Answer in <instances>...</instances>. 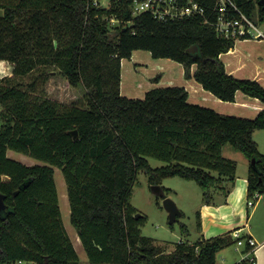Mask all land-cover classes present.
I'll list each match as a JSON object with an SVG mask.
<instances>
[{
	"label": "trees",
	"instance_id": "1",
	"mask_svg": "<svg viewBox=\"0 0 264 264\" xmlns=\"http://www.w3.org/2000/svg\"><path fill=\"white\" fill-rule=\"evenodd\" d=\"M201 2L211 25L200 17H134L129 0L109 9L89 0H0V60L11 67L0 75V192L8 206L0 212V264H82L64 226L57 168L88 264H217V254L231 245L227 237L182 242L170 255L144 237L145 219L129 204L133 185L140 172L152 186L180 177L195 182L212 205L236 182L237 162L222 155L230 145L251 162L249 199L264 195V155L253 138L264 131V112L255 119L222 115L191 103L182 86L157 87L143 99L121 94L122 61L145 51L181 65L186 79L223 102L234 103L242 92L264 103L259 83L227 73L221 56L236 42L212 26L216 1ZM234 2L264 25L262 0ZM55 76L82 87V97L71 104L52 100L45 88ZM9 151L44 165H24ZM149 159L166 166L153 169Z\"/></svg>",
	"mask_w": 264,
	"mask_h": 264
},
{
	"label": "crops",
	"instance_id": "2",
	"mask_svg": "<svg viewBox=\"0 0 264 264\" xmlns=\"http://www.w3.org/2000/svg\"><path fill=\"white\" fill-rule=\"evenodd\" d=\"M1 15H3V13L0 14V16ZM251 42H254L255 46H248V43ZM262 44H264V42L254 40H241L236 42L232 50L221 56L227 73L240 80L255 81L264 88V46H261ZM137 52L138 51L133 53L132 59L130 60L133 65L136 63L137 65L141 64L140 61L133 62ZM226 56L230 58H224ZM125 61L126 60L122 61V70ZM160 61L157 67L161 69L164 68L165 70L164 66L174 67L172 64L173 61L170 62L171 60L162 59ZM6 68L11 70L9 65H7ZM183 77L182 80H178L179 84L173 85L171 84V80H169L168 85L165 87L182 86L186 88L191 103L201 106H209V104H211L213 110H216L219 114L225 115L231 114L227 112H233V114H238L235 117L246 119H255L259 113L264 112V103L242 92L237 93L234 103L223 102L211 93L205 91L194 79H186L185 76ZM162 79L163 75L161 76L160 82L154 86L164 87L161 85ZM134 82V79L129 80L131 85L123 89L122 73L121 94L129 99H143L148 91L143 93L136 92ZM225 110H227V112H225ZM257 133L260 132L256 131L253 137ZM260 137L264 142V134H260ZM255 141L258 144L260 152L264 155L261 143L257 140ZM223 151L224 148L222 150V155ZM244 168V173L240 175L239 163L237 162L236 182L227 198L217 196L212 205H206L204 201L200 204L199 218L201 227L199 230V241L201 242L203 240L219 237H227L231 241L230 246L225 247L217 254V264H242L244 262H251V260H255L256 264H264V195H255L252 199H249L247 181L249 170L248 163L244 164ZM256 196L258 197L255 198ZM250 200L254 201L252 207L248 205ZM235 232H239L240 236L244 239L253 238L259 245L256 251L252 252L249 246H238L237 239L233 237ZM76 241V243H72L80 257L79 248H82V243L78 236ZM190 244L193 245L195 243ZM176 247L177 246L165 245L161 248L164 250L163 254L170 255L175 251ZM80 260L82 264H88V259L87 261H82L80 257Z\"/></svg>",
	"mask_w": 264,
	"mask_h": 264
},
{
	"label": "rangeland",
	"instance_id": "3",
	"mask_svg": "<svg viewBox=\"0 0 264 264\" xmlns=\"http://www.w3.org/2000/svg\"><path fill=\"white\" fill-rule=\"evenodd\" d=\"M2 13L3 10L0 9V14ZM248 46H255V43H248ZM261 46H264V44ZM224 58L228 59L230 57L226 56ZM134 59L133 62L140 61L141 64L137 65L136 63L133 65V63L128 60L123 64V89L128 88L129 85H131L129 80L134 79L136 92L143 93L154 89V87H158L154 86L156 85L158 76L163 75L161 85L164 87L168 85L169 80H171V84L173 85L179 84L178 80H182V78H184L183 76H185V71L183 73V67L172 61L170 62H172L174 66L173 68L170 66H164V70V68L161 69L157 67V64H159L158 62L161 61L153 59L149 52L138 51ZM6 66L7 64H5V69H1V76H6L11 73V70L7 69ZM45 90L52 100L69 104L80 99L85 91L82 87L72 88L67 81L60 76L53 77L47 84ZM204 107L213 109L211 104H209V106L205 105ZM225 112H227V110H225ZM227 113H231L225 114L227 116L238 115L236 113L233 114V112ZM259 132L260 133H257L253 138L261 143L262 151L264 152V142L260 137V134H264V131ZM8 157L27 166L44 165L36 159L14 151H9ZM223 157L233 159L234 161L236 160L239 163L240 175L245 171L244 164L248 163V166L251 164L241 152L236 151L230 145L224 147ZM149 162L153 169H159L166 166L164 162L155 159H149ZM55 171V180L58 187L64 226L71 241L76 243L78 234L70 221V206L67 197L66 182L60 169L57 168ZM152 187L149 176L144 172H140L133 185L132 197L129 203L130 206L135 209L137 215H140V217L145 219V224L141 227L143 236L152 239L154 244L159 247L165 245L177 246V244H180L181 242L198 243L200 240L199 209L200 204L203 201L202 189L195 182L186 181L180 177L167 178L161 181V187L169 190L164 192V196L158 195L153 191ZM165 198L173 200L180 211L184 214V216L178 218L173 227L169 225V213L165 210L163 205ZM183 226L188 230L187 234L183 232ZM79 254L82 261H87L83 246L82 248H79Z\"/></svg>",
	"mask_w": 264,
	"mask_h": 264
},
{
	"label": "built area",
	"instance_id": "4",
	"mask_svg": "<svg viewBox=\"0 0 264 264\" xmlns=\"http://www.w3.org/2000/svg\"><path fill=\"white\" fill-rule=\"evenodd\" d=\"M122 0H89V4L97 9H109L113 2ZM130 8L134 17L143 14H149L160 22L183 20L185 18L200 17L205 24H210V18L206 15L207 7L201 0H129ZM216 10L218 11V20L212 26L217 33L227 39H233L235 42L244 40H254L264 42V25H260L250 19L234 2V0H215ZM119 21L111 19L112 24ZM211 25V24H210ZM5 69V62L0 60L1 69ZM2 75V74H0ZM256 196L255 198H257ZM250 207L254 201L248 203ZM233 237L237 239L238 246H249L252 252L259 247L253 238L244 239L239 232H235ZM256 264L255 260H251ZM14 264H35L33 262L19 260Z\"/></svg>",
	"mask_w": 264,
	"mask_h": 264
},
{
	"label": "water",
	"instance_id": "5",
	"mask_svg": "<svg viewBox=\"0 0 264 264\" xmlns=\"http://www.w3.org/2000/svg\"><path fill=\"white\" fill-rule=\"evenodd\" d=\"M261 5H264V0L260 3ZM198 48L197 46H194L191 48L189 51L192 53L197 52ZM75 138L78 137L77 131H74L71 133ZM255 161H253V164ZM153 191L156 192L158 195L164 196V190L161 186H153L152 187ZM17 196V193L15 194ZM165 210L169 213V225H174L178 218L183 215V213L180 211L178 208L177 204L171 200L170 198H165L163 202ZM8 209V206L6 205L5 202V196L0 192V212L6 211ZM140 215H137V218H139Z\"/></svg>",
	"mask_w": 264,
	"mask_h": 264
}]
</instances>
